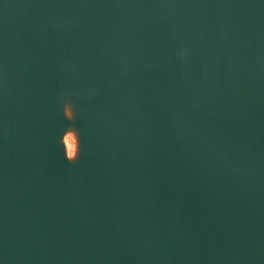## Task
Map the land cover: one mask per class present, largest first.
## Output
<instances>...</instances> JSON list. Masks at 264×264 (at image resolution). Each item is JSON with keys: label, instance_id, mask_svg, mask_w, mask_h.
<instances>
[{"label": "water", "instance_id": "water-1", "mask_svg": "<svg viewBox=\"0 0 264 264\" xmlns=\"http://www.w3.org/2000/svg\"><path fill=\"white\" fill-rule=\"evenodd\" d=\"M0 264H264V0H0Z\"/></svg>", "mask_w": 264, "mask_h": 264}, {"label": "rangeland", "instance_id": "rangeland-1", "mask_svg": "<svg viewBox=\"0 0 264 264\" xmlns=\"http://www.w3.org/2000/svg\"><path fill=\"white\" fill-rule=\"evenodd\" d=\"M69 139L70 143L68 144V151H69V154L72 156L74 155L75 153V150H76V136L75 134L73 133H69L67 134L66 136V141Z\"/></svg>", "mask_w": 264, "mask_h": 264}, {"label": "bare ground", "instance_id": "bare-ground-1", "mask_svg": "<svg viewBox=\"0 0 264 264\" xmlns=\"http://www.w3.org/2000/svg\"><path fill=\"white\" fill-rule=\"evenodd\" d=\"M66 143H67V146H68V144L70 143L69 139L66 141Z\"/></svg>", "mask_w": 264, "mask_h": 264}]
</instances>
